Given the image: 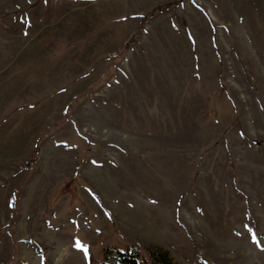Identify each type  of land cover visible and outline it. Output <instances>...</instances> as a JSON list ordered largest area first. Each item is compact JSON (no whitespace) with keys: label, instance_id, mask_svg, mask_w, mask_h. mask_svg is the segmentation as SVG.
I'll return each instance as SVG.
<instances>
[{"label":"rangeland","instance_id":"374dc122","mask_svg":"<svg viewBox=\"0 0 264 264\" xmlns=\"http://www.w3.org/2000/svg\"><path fill=\"white\" fill-rule=\"evenodd\" d=\"M113 245L264 264V0H0V264Z\"/></svg>","mask_w":264,"mask_h":264},{"label":"trees","instance_id":"16d2710c","mask_svg":"<svg viewBox=\"0 0 264 264\" xmlns=\"http://www.w3.org/2000/svg\"><path fill=\"white\" fill-rule=\"evenodd\" d=\"M90 264H178L169 252L145 246H105L102 257Z\"/></svg>","mask_w":264,"mask_h":264},{"label":"snow or ice","instance_id":"6c2138e0","mask_svg":"<svg viewBox=\"0 0 264 264\" xmlns=\"http://www.w3.org/2000/svg\"><path fill=\"white\" fill-rule=\"evenodd\" d=\"M79 246V245H78Z\"/></svg>","mask_w":264,"mask_h":264}]
</instances>
